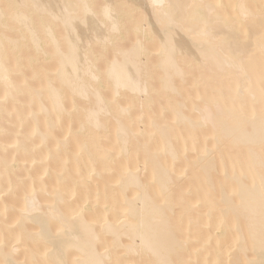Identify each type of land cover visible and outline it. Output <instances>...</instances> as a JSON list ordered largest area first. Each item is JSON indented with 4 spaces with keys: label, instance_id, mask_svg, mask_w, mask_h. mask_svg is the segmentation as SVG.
I'll list each match as a JSON object with an SVG mask.
<instances>
[{
    "label": "bare ground",
    "instance_id": "bare-ground-1",
    "mask_svg": "<svg viewBox=\"0 0 264 264\" xmlns=\"http://www.w3.org/2000/svg\"><path fill=\"white\" fill-rule=\"evenodd\" d=\"M115 1L102 0L99 9L93 0L92 4L90 0L18 2L7 18L14 27L19 25L17 30L23 29L20 37L12 39L0 32V82L5 86V99L19 91V86L9 81L11 70L4 64L3 48L12 45L17 56L18 43L28 38L30 46L41 53L46 35L53 43L54 56L61 59L56 75L60 87L50 77L45 88L29 89L33 101H40L39 107L31 106L30 113L36 117L41 112L46 118L44 130L35 124L41 141L55 133L57 118L69 110L62 100L64 90L82 97L91 91L94 97V106H76L84 113L78 129L81 135L71 128L68 137L57 138L56 151L48 145L45 149V155L54 161L59 155L54 179L63 182L69 178L71 185H52V190H46L52 198L45 202L37 197L39 187L24 190L17 217L11 222L16 227L0 235V264H193L190 258L197 259L195 264H264V0H122L119 8ZM22 5H31L30 11L38 15L51 14L52 20L42 23L40 35L29 30L35 21L29 19ZM135 11L143 12L141 18L136 19ZM4 19L0 7V23L8 21ZM56 21L65 29L67 52L54 35ZM125 22H133L136 41L118 54L122 60L115 55L103 75L96 73L93 53L90 56L85 52L88 42L96 39L105 46ZM144 25L151 26L152 41L160 50L155 69L163 73L161 88L172 114L164 125L151 118L149 141L146 137L138 140L133 127L127 124L128 118L121 119L124 105L107 102L94 87V83L105 80L115 95L122 90L135 96L150 91L152 86L136 67L150 53L143 42L150 34ZM179 53H183V60L189 55L206 62L210 74L232 73L228 83L232 98L229 96L227 101L217 86V94L212 93L215 96H205L207 90L200 92L199 105L194 101L193 108L178 100L181 93L176 95L178 99H172L171 93L176 91L174 77L183 76L182 58L177 61ZM228 73L225 75L229 78ZM85 75H89L86 79L90 82ZM220 75L218 79L225 77ZM198 80L195 83H202ZM221 82L215 84L223 85ZM44 98L50 105L43 104ZM193 109L197 117L186 112ZM115 111L118 114L112 136L118 138L119 147L117 152H110L100 138L103 131L110 130L104 122L106 116L103 122L101 116L114 115ZM18 118L24 119L22 113ZM146 120L139 117L135 126L140 127ZM174 121L178 127L186 125L185 130L181 128L172 135ZM204 130L211 132H207L203 143L199 133L206 134ZM95 134L99 137L91 141L90 136ZM130 136L137 140L131 147ZM71 137H77L74 147L68 146ZM18 142V151L28 149L29 144ZM130 149L141 152L132 160L126 159ZM72 156L75 167L67 163ZM180 156H185V166L179 163ZM144 164L150 165L149 172L136 171ZM7 168V173L12 170ZM114 172L118 176L113 178ZM3 174L0 172V180ZM178 175L183 179L190 176L187 190L183 186L179 191L191 197L182 200L180 192L183 202L177 205L173 182L175 177L182 179ZM88 183H92V192L77 196L82 187L89 188ZM8 190V184H0V193ZM72 197L74 201L66 203ZM12 206L4 203L0 222ZM205 226L208 234L204 233ZM3 231L0 226V234Z\"/></svg>",
    "mask_w": 264,
    "mask_h": 264
},
{
    "label": "rangeland",
    "instance_id": "rangeland-1",
    "mask_svg": "<svg viewBox=\"0 0 264 264\" xmlns=\"http://www.w3.org/2000/svg\"><path fill=\"white\" fill-rule=\"evenodd\" d=\"M26 1L27 0H0V7L3 9L4 16L6 18L3 21L8 19V21H7L8 23L4 22V23H6L5 25H3L4 23H0V26H1L0 32L4 31V33L2 32L3 36L9 37L12 39L13 38L16 39L18 35H19L18 38L20 37L19 32H20L21 28L17 30V27L19 25L15 23L17 26L14 27L15 25L14 26L12 25L13 22L10 21V23H9L10 19L7 17H11L12 12H13V8L15 6H17V4H19L18 2L25 4ZM90 1L92 4V0H90ZM101 1L102 0H93V2L96 3L95 4L96 9L100 8V6L102 4ZM121 2H122V0L115 1L114 5L117 8H119V7H121ZM28 4H29V2H28ZM29 7L23 6V8H22V9L27 8L23 11H25L26 13L28 12V14H30L29 19L32 18L33 21H35L34 22L35 24L32 25V27H30L29 30H34L37 32V34H38V32L39 33L43 32L42 23L45 21L48 22V21L52 20L50 17L51 14L49 15V13L46 12L43 15H38V14H35V12L33 10L30 11ZM130 10L132 11L134 9H130ZM29 11H30V13H29ZM135 12L138 13V14L134 13L135 16L137 14L136 19L141 18V16L143 15V12H139V11H135ZM71 15H73V14L71 13ZM126 19H128V17H126ZM58 22H59V24H58ZM54 24H56V25H54V26H56V28L54 27V29H55L54 35L58 39V42H59L61 48L67 52L66 43L64 40L65 29L62 27V24H60V21H56ZM9 25H11V28H13V29H11L9 27ZM132 28H133V22H125V25L121 28L120 33H116L113 41H111L110 43H107L105 46L102 45L103 44L102 42H99L96 39H91L88 42V45H87V48L85 49V52L90 54V56L93 53V56H94L93 57V60H94L93 70L96 73H100L103 75L108 62L110 61V59L115 57V55L117 57L120 56L119 58H120V60H122L121 55H118V54H120L121 50L128 49L129 47H131V45L136 41V38H137V34L135 31H133ZM150 28H151L150 25H144L143 26V29H145L147 31V33H148V30ZM21 30H23V29H21ZM149 33L150 34L148 35V37L143 39V42L146 43L147 47H149L150 53L145 58H143L140 61V63L136 64V67H137V69H139L140 73H142V75L144 74L143 76H146L147 84L152 86L149 92H147L143 95H136L135 96L134 94L130 93L128 90H126V91L122 90V91H120L121 93L119 92L120 94L115 95V94H113L111 85H109V83L106 82L105 80L101 81L99 83H97V82L94 83V87L97 88L101 93L104 94L105 100L107 102H110L114 105L119 102V104L121 103L122 105L125 106V111L122 112V116L120 115V117L123 121L126 118H128L127 124H129L130 127H133V129H134L133 135L135 136V134H136L135 137H137L138 140L145 139V137L150 138L149 133L152 134L151 118H153L154 121L157 120L156 121L157 124L161 123L160 125H164L166 123V121L170 117H172L171 110H169L170 109L169 104L167 103V102H169V100L167 99V96H164V94H163L164 92L161 88V80L163 78V73L161 71H157L155 69V67L157 66L158 60H159L160 50L158 49V44L156 42L152 41L155 38L152 37L153 35H151L150 30H149ZM40 34H38V35H40ZM43 38L44 39L41 43V50L39 49L40 50L39 52H41V53H38L37 52L38 50L35 51L36 49H34L33 46H30L28 38H26L23 42L20 40V43H22L21 46H20V43L17 42L19 45V47L16 46L17 50H19V53L17 54V56L13 53L14 50H13L12 45H9V46L2 49L3 56H6V58L4 59L5 60L4 64L6 67L10 68V70H11L9 81H11L13 84L19 86V91H15V93L13 92L14 93L13 96L9 97V99H5V97H4V95H5V90H4L5 88L4 87L5 86H4V84H2L0 82V127L3 128V130H4V131H0V172L4 173L1 176L2 178L0 180V184L1 183L2 184H8V189H9L6 192L0 193V211L3 210L4 203H8L10 205L11 204L13 205L12 208H10V210L4 215L3 220L0 222V226H2L4 228V231L0 235H6L5 233L11 232L10 230H13V228L16 227V223L15 222L11 223V222H12V220H14L17 217V213H18L17 209H18V206H20L19 204H22L21 202L23 200L22 195H23L24 190L31 189L33 187H39L38 191H37V197H38V199L39 198L41 199V202H45V200L47 201V200H50V198H52V196H51L52 194L46 192V190L49 188H50V190H52L51 189L52 185L57 184L61 187H66V188L71 185L72 180L69 178L63 182H57L54 179L55 174H56V172L59 168V165H60L59 155H58V157L56 156V160L54 161L50 156L45 155V149H46V146L48 145L52 148V150L56 151V149H57V146H56L57 138L58 137H60V138L68 137L69 136L68 131H71V128L75 132L77 131V134H80V131L78 129H79V125H80L81 121H83L82 119H83L84 113H83V110H78L76 108V106L78 108H81V107L82 108H88V107L94 106V104H93L94 97H93V94L91 91L89 92L91 94L88 93L87 96L82 97L79 95L70 94V92L68 90H67L68 92L65 93V90L63 88L64 94L62 95V100L64 99L63 103L66 104V106H68L67 108L69 110H68L67 114H64L61 117L57 118V126L55 128V133L53 131V133L50 134V136H48L45 139V141L40 140L39 133L37 131H35V124L38 123L39 125L38 124L37 125L42 127V130H44L46 118L44 117V115L41 112H38L36 117H34L35 115L30 113L31 106H34V107L40 106V101L38 99H35L33 101L31 91L33 89H35L36 87H37V89H38V87L45 88V86L47 85V80L50 79V77H51V79L54 77L55 79L54 78L52 79V80H54V82H53V83H55L54 85H57L58 87H60V84L57 82L56 75L58 73L57 72L58 71L57 70L58 63L61 60L60 58L55 57L53 54L54 53L53 43L46 37V35H43ZM42 48L44 49L43 54H42ZM44 52H45V55H44ZM181 54H183V53H181ZM181 54L179 53V55H178L179 56V60H177L178 63L181 60V58L183 60L184 55L181 57L180 56ZM178 56H177V58H178ZM186 56H187V54H186ZM188 56L185 57V60L188 59V64H189V62H191L189 65L187 64V61L185 63V60H183L184 62H182V60L180 61V63H181L180 66L183 70L182 71L183 74L181 72V76L183 75L185 77H184V79H183V76H182V79H181V77H178L180 75L174 77V79L176 78V80H174L175 84H176L175 85L176 91L174 93L173 92L171 93V98L174 99L173 96H175V99L179 98L178 100H180V99H181V101L183 100V102H185V104L187 106H190L191 108H193V104L197 103L199 105L198 96L200 95L199 94L200 92H205L207 90L205 93H203L205 96H208V94H209V96L210 95L215 96L217 94V92L221 90V91H223V93L226 94V100L229 101L230 97L233 96V95H231L232 92L231 93L228 92V91H232L231 87L229 88V85H228L229 79L233 78L231 76L232 73L229 74L228 72H226V73L225 72L224 73L217 72V73L210 74V72H208L210 67L208 66L209 69L207 70L208 67L206 68V66H207L206 62H204V63L199 62L200 60L197 61L196 57H195V59H192L190 56L189 57ZM189 58H191L190 61H189ZM18 59H19V63H18ZM201 63L203 65L205 64L204 65L205 67ZM198 64H199V66H198ZM198 70H200V71H198ZM249 72H250V75H253L252 71H249ZM218 73L222 74L223 76L228 73L229 78L227 77V75H225L224 78L218 79L221 77V75L218 77V75H219ZM204 74H206V75H204ZM195 76L196 77L198 76V78L201 77L202 79L205 77L204 78L205 81H200L201 79L198 80V78H196ZM84 77H85V79L89 78V75H85ZM194 77H195V79H192ZM226 77L228 79H227V82L225 83L223 81V79L225 80ZM210 78L212 81H210ZM89 79L88 80L86 79V80L90 82ZM217 79L219 81L221 80L222 81L221 83H223V85H225V86H223L222 84H220V85L219 84L217 85V83L215 84L216 81L218 82ZM197 80L202 82V83H199V82L195 83V82H197ZM204 82L206 84H204ZM212 85H213V87H212ZM214 85H216V86H214ZM221 85H222V87H220ZM31 88H32V90L30 91L29 89H31ZM215 88L216 89L220 88V89L217 91V90H215ZM180 90H182V91H180ZM211 90H214V91L212 92ZM209 91L211 93H209ZM226 92H228V93H226ZM179 93H181V96H182V97L180 96L181 98L176 96V95H180ZM212 93H216V94L214 95ZM225 94H224V96H225ZM185 99H187V100H185ZM194 101H196V103ZM42 102L45 105H48V104L50 105V102L46 98H44ZM148 105H150V106H148ZM248 105H250V104H248ZM116 112L117 111H115L114 115L104 114V113H103V115L101 114L102 115L101 121H102V117L106 116V119L103 117L105 119V120L104 119L103 120H104L105 124L109 125L110 130L109 131H103L100 134V138H102L104 144L108 147L110 152H117L118 147H119V145H117L118 144V138L116 136H112L114 133L115 121H116L114 119L120 111L118 110L117 114H116ZM186 112L189 113L190 115H192V117H194V116L197 117V114H198L194 109L192 111H186ZM20 113H22V115L24 117V119L22 121H20L18 118ZM119 114H121V113H119ZM124 116H125V118H124ZM139 117H145L147 120L140 127H137V126H135V123ZM171 124L174 127L173 129H171V132H170L172 135H174L173 133H177L178 131L182 130L181 128L184 129L186 127V125H183V123H181L182 127H181V125H179V127L176 126L175 121ZM87 127H90V125H87ZM203 132L206 134H203L200 132L199 133V141H203V143H204V142H206V136L211 131L204 130ZM141 133H143V135ZM98 137H99V135H96V134L93 136L91 135L90 140L91 141H92V139L95 140ZM130 137H131L130 138L131 140L129 141L128 144L131 147L137 143V140L135 138H133V136H130ZM149 138L147 139L148 141H149ZM76 140H77V137H71L69 139V142H68L69 145L68 146L74 147V145L77 144ZM18 141H21V142L24 141L25 143L29 144L28 149L25 151H18L17 150V148H18L17 144L20 143ZM132 150L133 149H130L129 153L125 156L126 159L132 160L139 154L138 152H141V151H138V152L135 151L137 149H134L133 151ZM229 151H230V149H229ZM34 155H36L38 157V159L34 160ZM119 155H120V152H119ZM192 155L193 154H188L189 157H191ZM73 158L74 157L72 156L70 160H67V163L70 166L72 165L73 167H75L76 163H75V159H73ZM6 161L8 163H6ZM178 161H179V163L182 162L181 164L182 165L184 164L183 166H185V162H186L185 156H180ZM177 164H178V162H177ZM181 164H179V165H181ZM114 165H115V163H111V166L114 167ZM7 166H9L11 168L14 166L13 167L14 169L12 168L13 171L10 170V172L7 173V171H6V169H8ZM185 170H187V168ZM136 171H139V172H142V174L143 173L145 174L146 172L150 171V165H148V164L141 165L139 168L136 169ZM29 172L33 173V176H30ZM114 174L115 175H112L113 178L116 177V175L118 176V173L114 172ZM178 176H180V175H178ZM174 177L175 176H173V178ZM182 179L175 177L174 180L175 181L177 180L178 182L177 181L175 182L174 180H172V181H174L173 183L177 184V185L175 184V186L173 188L174 191L176 190L175 193H177L175 195V202L177 203V205L179 203L183 202V201H180L182 198H183L182 200H184V199H188L191 197L190 196V197L186 198L187 196H185V195H188V194H186L184 192L185 195H183L184 190L182 192L179 191V190L184 189V187L187 190V187H189V185H190L189 183H191V182H189L190 181L189 179H191V178H190V176H188L187 179L184 178L183 181H182ZM69 182H71V183H69ZM88 184H89V188H88V186H87V188L82 187L77 196L80 197L82 194L88 193V191L92 192V183H88ZM186 184H189V185H187V187H186ZM190 189H191V186H190ZM180 192L182 193L181 196L183 195L182 198H179ZM77 196H75V199ZM72 200L74 201L73 197L70 200L66 199V203H69ZM198 205H199V202H197L195 204V206H198ZM7 229H8V232H7ZM203 229H206V231L204 230L205 231L204 233L208 234V233H206L208 227L205 226V228H203ZM179 234H181V233H179ZM202 235H204V234H202ZM195 260L197 262V259H191L190 258V261H191L190 263L195 264L196 262H193ZM174 261L176 262L177 259L174 258Z\"/></svg>",
    "mask_w": 264,
    "mask_h": 264
}]
</instances>
